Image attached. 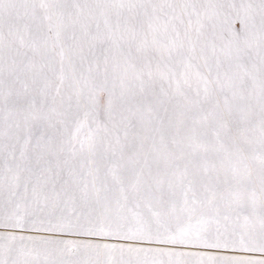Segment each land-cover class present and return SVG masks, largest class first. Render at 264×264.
Instances as JSON below:
<instances>
[{
    "label": "snow or ice",
    "instance_id": "1",
    "mask_svg": "<svg viewBox=\"0 0 264 264\" xmlns=\"http://www.w3.org/2000/svg\"><path fill=\"white\" fill-rule=\"evenodd\" d=\"M0 264H264V0H0Z\"/></svg>",
    "mask_w": 264,
    "mask_h": 264
}]
</instances>
